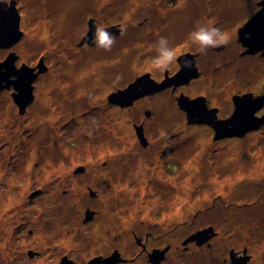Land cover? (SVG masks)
<instances>
[{
    "label": "flooded vegetation",
    "instance_id": "1",
    "mask_svg": "<svg viewBox=\"0 0 264 264\" xmlns=\"http://www.w3.org/2000/svg\"><path fill=\"white\" fill-rule=\"evenodd\" d=\"M94 1L65 0V3H62V13L58 12L59 21L55 22V18L52 15L47 17V13L33 17L40 11V0H0V27L10 30L8 34L2 33L0 50L6 52V57H14L15 66L14 73L0 82V91H8L12 103L10 105L13 111L18 112L17 118H25L30 111L38 113L37 115L47 111L46 94L39 97L35 93V82L29 93L31 100L27 105H23L26 97L17 88L22 74H17L16 71L25 67L31 73L38 72L36 66L46 61V55L40 52L32 60V50L41 48L42 43L40 38L38 42L35 39L47 34L48 22L58 27H52L51 30L59 29L65 23L62 17H68V14L73 12L76 53L79 59L89 63L86 72L97 77L104 87H108L107 104L120 112L138 109L140 120L133 123L137 148L132 151L134 155L132 154L131 159L134 163L128 173L135 169V164L150 166L148 161H152L157 155L162 162L164 173L168 174L176 171L178 162L185 161L186 158L177 152L180 150L176 149V143L172 141L175 138L176 103L186 117L187 127L192 131L202 130L207 135V139L206 136H201L205 141L210 139L213 144H224V147L231 148L235 153L241 144L259 142L261 146L264 140V0H249L248 3L245 2L248 0H183V6L196 8L175 15L166 10L160 0H153L159 1V8L156 11L151 9L153 13L138 23L134 20L142 15V11L147 12V8L151 6L148 3L144 5L145 0L107 1L109 7L98 10L107 14L99 16L91 13L92 8L96 7ZM166 1L172 4L174 0ZM227 4L233 7H223ZM57 5H60V2H57ZM69 7L72 9L69 10ZM80 7L87 8L79 10ZM95 10L97 11L96 8ZM45 11L47 9H44ZM26 14L32 19L25 18ZM79 16L82 19L77 22ZM40 18H43L42 22ZM176 18L177 22L174 21ZM207 21L228 33L230 42L210 48L206 54H201L189 39V34L198 22ZM167 22L174 27L164 29ZM97 24H102L115 37L111 51H105L93 43L92 37ZM122 26L125 29L123 34L120 31ZM131 33L132 46L123 44ZM27 36L33 40L27 41ZM161 36L166 37L169 46L177 50V59L164 72L151 71L150 66L156 56V42ZM43 38L45 39L44 36ZM139 39L141 45L146 47V51H143L144 46L139 47L144 54L142 56L145 67L139 65L141 57L136 52V56H128L129 50L134 48ZM22 47H26V51L21 50ZM25 53L28 57H25ZM112 55H115L113 59ZM185 61H191L192 66L186 67ZM127 63L139 70L143 69L130 81L125 78ZM232 63L235 67L231 66ZM33 67L36 68L32 70ZM47 69L46 65V70L38 73L36 80H39ZM139 77L144 78L138 90L142 95L128 104L127 92L124 96L121 91ZM104 78L106 81H101ZM146 84L152 89L146 88ZM203 84L210 85L208 93H190ZM212 86L219 92L225 89L230 91L227 94L230 107L213 105L214 101H210L208 96L211 95L217 101V97L211 93ZM103 89H100L101 92ZM76 92L81 94L83 91ZM182 96L187 97V100L196 99L191 104L198 106L193 109L203 112V116L197 117L193 113L190 118L189 112L179 105V98ZM235 111H238L239 115L230 120ZM51 112L55 111L50 110ZM251 125L254 127L242 135L236 133ZM239 126L244 127L239 129ZM155 149H161L160 154H153ZM224 150H227L226 147ZM201 160L202 157L195 159L196 164L203 168ZM138 168L140 169H135L136 175L142 172V168ZM114 184L116 188H75V195H80L84 200L82 205H78V211H72L71 216H65L54 223L42 218L43 221L37 222L33 228L28 223L32 205L37 204L32 213L42 217H45V207H48V202H44L40 197L43 189H12L4 195V191H0V202L3 200V203L10 204L0 216V230L3 235L0 237V262L264 264V243L259 232L261 228L258 227L264 222V188H233L235 195L231 199L228 194H219L209 207L206 206L205 198L208 188H159L157 192L152 188L151 194L147 192L138 198L143 188L136 191L135 188H120L122 185L119 186L117 182ZM127 189L135 191L130 190L131 202L121 199V193L123 198H128ZM214 190L215 188H209V192ZM37 197L40 198L36 199ZM61 197L55 199L59 201ZM146 197L153 199L155 206H151V201L144 204ZM214 209L218 211H213ZM230 210H233V213L228 215ZM224 211L227 216H222ZM245 211L246 217L237 216ZM213 212L218 215L215 216ZM13 218L17 219L15 221L19 222V225L17 231L14 227L11 230V244L7 246L6 243L4 245L6 226ZM21 230L22 234H19L16 240V234ZM15 240L19 243H15Z\"/></svg>",
    "mask_w": 264,
    "mask_h": 264
},
{
    "label": "rangeland",
    "instance_id": "2",
    "mask_svg": "<svg viewBox=\"0 0 264 264\" xmlns=\"http://www.w3.org/2000/svg\"><path fill=\"white\" fill-rule=\"evenodd\" d=\"M107 1L113 0H95L93 3L96 7L92 8L91 13L96 16L107 14L105 11H98L109 7ZM40 2V11L33 17L36 18L39 14L47 13V17L52 15L55 22L59 21V13H62L64 9L62 3H65V0H40ZM57 2H60V5H57ZM157 2L145 0L144 5L148 3L151 6L147 8V12L142 11V15L134 22L138 23L139 20L151 15L152 11H156L159 8ZM160 2L163 7L166 6V10H170L174 15L180 14V12L184 14L186 11L189 12L190 9L196 8L188 5L183 6V0H174L172 4L166 0H160ZM245 2L248 3L249 0ZM223 7L232 8L233 6L227 4ZM83 8L87 7H80L79 10ZM44 9L47 11L44 12ZM70 9L72 7H69ZM151 9L153 10L151 11ZM72 13L68 14L69 24L65 22L59 29L51 30L52 27H58L54 26V23L48 22L47 34L35 39L38 42V38H40L41 48L33 47L32 50V60L40 52L46 55V61L41 63L38 61L39 64L36 67L39 70V65L43 64L47 65L48 69L39 80L35 79L34 82L36 83L35 93L39 97L46 94L47 111L41 115L30 111L25 118L19 119L16 117L18 112L13 111L10 105L12 103L8 91H0V191H4L2 194L4 195L12 189L18 191L19 188H32L29 190L31 191L35 188H42L43 193L40 197L44 199V202H48V205L46 204L48 207H45V217L33 214L32 209H36L37 204L32 205L28 219L29 226L36 227L39 222L43 221L42 218L49 219L54 223L65 216H71L72 211L74 213L76 210L78 211V205H82L81 202L84 200L80 195H75V188H116L114 182H117L119 186L122 185L120 188H135L136 191L139 190L138 188H143L138 198L147 192L151 194L152 188H155V192L159 191V188H208L205 198L206 206L209 207L215 202V196L219 194L222 196L228 194L231 199L235 195L233 188H264V140L261 146H259V142L249 145L241 144L236 148V153L227 146H225L227 150H224V144H213L210 139L206 141L202 139L203 136H206L207 139V135L202 130L198 132L189 129L186 125V117L177 103L175 138L172 141L176 143V149L180 150V152L176 151L186 158L185 161L178 162L173 174L164 173L162 162L157 155V153L160 154L161 149H155L152 153L157 156L152 161H148L150 166L142 163L135 164L134 168L140 169L138 167H141L142 172L136 175L135 169H132V172L128 173L134 163V160L131 159L132 154L134 155L132 151L137 148L133 123L140 120L138 109H126V112H120L110 108L107 104L106 91L108 87H104L97 77L86 72L89 63L79 59L76 53L75 16ZM85 14H87L86 11ZM25 18L32 19L28 14ZM41 19L43 20V18H40V22H42ZM81 19L82 17L79 16L77 22ZM174 21L177 22L178 18ZM188 22L191 23L190 20ZM173 27V24L167 22V27L164 26V29L168 30ZM161 31L165 33L164 30ZM131 35L132 33L127 36L126 42L123 41V44L131 45ZM26 40L33 39L27 36ZM141 44V39L137 40L134 48L131 47L129 50L128 56L139 54L141 57L139 65L145 67L146 63L142 56L144 54L139 48H143L144 45ZM20 49L26 51V47ZM143 51H146L145 46ZM25 57H28L27 53H25ZM114 57L115 55L111 56L112 59ZM5 58H8L6 52L0 50V60H3L1 62H4ZM142 62H144V66ZM126 66L128 69L125 74L127 81L143 70L134 68L129 63ZM231 66L235 67L233 63ZM101 81H106V79H101ZM98 83L100 84L97 85ZM99 88L104 89L101 92ZM208 88L210 85L203 84L202 87H198L190 93L206 94ZM77 90L83 92L77 94ZM229 92L226 89L219 92L215 86H212L211 93L217 97V101L211 95L208 96L210 101L215 102L213 105L226 108L230 107L227 97ZM78 105L80 106L75 109ZM50 110L56 112H54L55 118L53 117L51 122L50 118L54 114L49 116ZM34 152L35 156L32 158L31 154ZM246 152L247 154H245ZM200 157L203 159L201 160L203 168L198 166L195 161ZM188 163L190 165L186 166ZM78 168L84 169L78 170ZM226 179H230L232 184H227L224 187L219 182L225 183ZM209 188H215V190L209 192ZM65 190L66 193H64ZM127 190L128 198H123V193H121V199L131 202L130 190H134ZM58 196H62L59 201L55 199ZM226 200L228 201L227 198ZM149 201H151V206H155L153 199L146 197L143 202L146 204ZM62 206H64L63 209ZM213 211L218 210L214 209ZM225 212L221 215L227 216ZM232 213L233 210H230L228 215ZM237 216L246 217L247 212H241ZM40 217L41 219H39ZM15 220L17 219L13 218L12 222L9 221L6 226L4 245L5 243L7 246L11 244L13 227L17 231L19 222ZM258 227L261 228L259 232L262 236L261 241L264 243V222ZM1 231L0 237L3 236ZM244 231H246V227ZM19 234H22V230L17 232L16 240ZM16 240L15 243L18 244L19 242Z\"/></svg>",
    "mask_w": 264,
    "mask_h": 264
},
{
    "label": "clouds",
    "instance_id": "3",
    "mask_svg": "<svg viewBox=\"0 0 264 264\" xmlns=\"http://www.w3.org/2000/svg\"><path fill=\"white\" fill-rule=\"evenodd\" d=\"M121 34L125 31L123 26L120 29ZM191 42L197 46L201 54H206L208 49L227 45L230 42L228 33L213 25L211 21L205 23L198 22L194 30L189 34ZM93 43L105 50L111 51L115 44V37L110 34L102 24H97L92 37ZM156 56L153 58L150 70L164 72L177 59V50L169 46V40L166 37H159L156 42ZM186 67H191V61H185Z\"/></svg>",
    "mask_w": 264,
    "mask_h": 264
},
{
    "label": "water",
    "instance_id": "4",
    "mask_svg": "<svg viewBox=\"0 0 264 264\" xmlns=\"http://www.w3.org/2000/svg\"><path fill=\"white\" fill-rule=\"evenodd\" d=\"M3 30V31H2ZM10 33V30L8 28H4V27H0V41H2L3 37H2V33ZM14 57L11 55L8 56V58L4 61V62H0V82L6 78L9 74L14 73ZM35 69V68H34ZM32 68V70H34ZM46 70V66L43 64L39 65V70L37 73H31V71L29 69H26L25 67H22L21 69H18L16 71L17 74L21 73L22 77L18 80V84L17 88L20 89V91L23 93L22 95L24 97H26V100L24 101L23 105H27L28 102L31 100L32 96H29L30 91L33 89V82L36 79L38 73H42ZM143 77V76H142ZM139 77L138 79H136L135 81H133L132 83H130L128 85V87L121 91V94H125L127 92V99H128V104H131L132 101L137 98L139 95L141 96L142 92H138L140 85H142V81L144 80V78ZM146 88L152 89L151 86H149L148 84H146L145 86ZM120 93V92H119ZM119 93H115V95L119 94ZM125 96V95H124ZM187 97L182 96L179 98V105L182 109H185L189 112V117L192 118V114L194 113L197 117H202L203 116V112L198 111V110H194L193 107H197L192 105L191 103H193L196 99L194 100H187ZM239 113L238 111H235V113L233 114V117L230 120H234L236 116H238ZM217 123H215L216 125ZM218 125V124H217ZM220 126V125H218ZM244 126H239L238 128L241 129ZM254 126H250L248 128H245L244 130H242L241 132H236L237 134L242 135L243 133H245L247 130L252 129ZM82 169H78V170H83Z\"/></svg>",
    "mask_w": 264,
    "mask_h": 264
},
{
    "label": "bare ground",
    "instance_id": "5",
    "mask_svg": "<svg viewBox=\"0 0 264 264\" xmlns=\"http://www.w3.org/2000/svg\"><path fill=\"white\" fill-rule=\"evenodd\" d=\"M62 19H63V21L64 22H67V24H69V22H68V17L67 16H65V17H62ZM44 39V38H43ZM47 101H48V99H47ZM54 114V112H51L50 114H49V116L50 115H53ZM55 116V114L50 118L51 120H50V122L55 118L54 117ZM54 117V118H53ZM35 156V152H34V154H31V157L33 158ZM192 168H193V166H192ZM240 176H243V175H240ZM225 183H222V181H220L219 183L220 184H222L224 187H225V185H227V184H232V181L230 180V179H226L225 181H224ZM3 201V200H2ZM0 202V216L2 215V213H3V211L5 210V209H7L9 206H10V204H9V202H5V203H3V202ZM13 201H15V200H13Z\"/></svg>",
    "mask_w": 264,
    "mask_h": 264
}]
</instances>
